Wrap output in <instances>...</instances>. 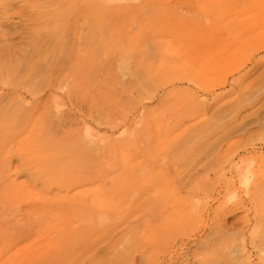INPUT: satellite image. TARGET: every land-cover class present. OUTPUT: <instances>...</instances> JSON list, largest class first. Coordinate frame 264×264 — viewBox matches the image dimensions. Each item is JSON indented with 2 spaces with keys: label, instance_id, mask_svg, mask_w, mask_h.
Returning <instances> with one entry per match:
<instances>
[{
  "label": "rangeland",
  "instance_id": "1",
  "mask_svg": "<svg viewBox=\"0 0 264 264\" xmlns=\"http://www.w3.org/2000/svg\"><path fill=\"white\" fill-rule=\"evenodd\" d=\"M262 240L264 0H0V264Z\"/></svg>",
  "mask_w": 264,
  "mask_h": 264
},
{
  "label": "bare ground",
  "instance_id": "2",
  "mask_svg": "<svg viewBox=\"0 0 264 264\" xmlns=\"http://www.w3.org/2000/svg\"><path fill=\"white\" fill-rule=\"evenodd\" d=\"M199 45H200V44H199ZM200 46H201V45H200ZM200 46H199V47H200ZM2 85H4V84H2ZM10 163H11V162H10ZM11 167H12V166H11ZM18 167H19V166H18ZM18 167H16V170H17ZM14 168H15V167H14ZM10 169H11V168H10ZM10 169H9V167H7V171H9ZM16 170H15V171H16ZM6 173H7V172H6ZM7 174H8V173H7ZM43 178H44L45 180H48V179H47V176H46V177H43ZM45 184H46V182H45ZM50 184H52V183H50ZM58 184H59V183H58ZM60 184H61V183H60ZM60 184H59V185H60ZM71 184H72V183H71ZM56 186H57V185H56ZM60 187H62V186L60 185ZM58 189H59V188H58ZM27 234H28V233H27ZM24 236H25V235H24ZM15 237H16V235H15ZM15 237H13V238H15ZM13 238H12V239H13ZM16 238H17V237H16ZM13 240H14V239H13ZM16 240H17V239H16ZM260 241H261V240H260ZM262 241H263V240H262ZM263 242H264V241H263ZM12 245H13V244H12ZM258 246H262V247H260V248H263V245H258ZM263 250H264V248H263ZM263 250H262V252H263ZM247 253H248V252H247ZM249 255H250V254H249ZM243 257H244V256H243ZM232 258H233V257L231 256V258H229V260H230V259H231V261L234 260V259H232ZM229 260H228V261H229ZM239 260H240V259H239ZM245 261H247V260L245 259ZM233 263H234V261H233ZM241 263H242V262H241ZM248 263H249V262H248ZM248 263H247V264H248Z\"/></svg>",
  "mask_w": 264,
  "mask_h": 264
}]
</instances>
